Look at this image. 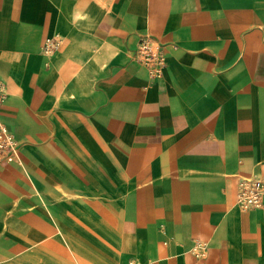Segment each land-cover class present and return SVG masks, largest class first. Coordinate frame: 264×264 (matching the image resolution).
<instances>
[{
    "label": "crops",
    "instance_id": "obj_1",
    "mask_svg": "<svg viewBox=\"0 0 264 264\" xmlns=\"http://www.w3.org/2000/svg\"><path fill=\"white\" fill-rule=\"evenodd\" d=\"M0 79V264H264V0H0Z\"/></svg>",
    "mask_w": 264,
    "mask_h": 264
},
{
    "label": "built area",
    "instance_id": "obj_2",
    "mask_svg": "<svg viewBox=\"0 0 264 264\" xmlns=\"http://www.w3.org/2000/svg\"><path fill=\"white\" fill-rule=\"evenodd\" d=\"M62 38L59 35L47 37L40 47L44 56H50L60 48ZM133 56L138 62L145 66L151 78L161 76V71L165 66V52L161 44L151 36H140ZM7 96L6 86L0 79V104ZM17 142L13 134L0 123V163L11 162L15 159ZM264 197V179L260 177L244 178L237 184L236 203L243 209L259 208L262 206ZM193 252L197 256H203L205 243L195 240Z\"/></svg>",
    "mask_w": 264,
    "mask_h": 264
},
{
    "label": "bare ground",
    "instance_id": "obj_3",
    "mask_svg": "<svg viewBox=\"0 0 264 264\" xmlns=\"http://www.w3.org/2000/svg\"><path fill=\"white\" fill-rule=\"evenodd\" d=\"M60 50V49H59ZM70 67V66H69ZM78 68V67H77ZM76 69V68H75Z\"/></svg>",
    "mask_w": 264,
    "mask_h": 264
}]
</instances>
